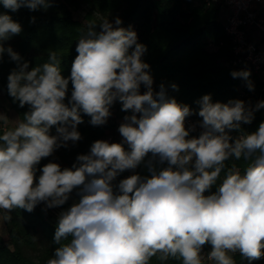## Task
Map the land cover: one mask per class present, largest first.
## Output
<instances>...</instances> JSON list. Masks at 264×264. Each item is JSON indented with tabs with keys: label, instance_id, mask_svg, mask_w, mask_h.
Returning <instances> with one entry per match:
<instances>
[{
	"label": "clouds",
	"instance_id": "9594fccd",
	"mask_svg": "<svg viewBox=\"0 0 264 264\" xmlns=\"http://www.w3.org/2000/svg\"><path fill=\"white\" fill-rule=\"evenodd\" d=\"M2 4L11 12L51 6L48 0ZM121 24L119 17L89 24L65 78L56 51L48 52L47 63L29 70V62L5 47L23 29L7 12L0 13V60L7 53L17 65L8 76V94L20 107L29 106L23 121L0 135V209L32 212L41 203L56 208L75 192L77 199L58 215L54 242L59 247L46 264H150L157 254L161 260L202 264L205 245L214 264H235L236 253L249 264L261 259L264 122L252 133L236 138L230 133L250 124L264 100L255 106L239 99L214 103L206 94L197 102L201 131L191 135L196 125L186 127L185 121L193 109L170 97L163 83L159 91L153 88L150 65L142 60L147 47L138 42L136 31ZM231 75L249 81L250 71ZM247 86L254 90L250 81ZM171 88L178 91L174 83ZM117 101L121 111L130 113L118 128L122 143L96 140L70 168L49 162L38 169L43 158L81 139L77 126L83 115L93 126L104 125ZM232 159L248 161L243 172L234 165L225 171ZM141 165L147 175L136 173L113 184L121 173Z\"/></svg>",
	"mask_w": 264,
	"mask_h": 264
},
{
	"label": "trees",
	"instance_id": "16d2710c",
	"mask_svg": "<svg viewBox=\"0 0 264 264\" xmlns=\"http://www.w3.org/2000/svg\"><path fill=\"white\" fill-rule=\"evenodd\" d=\"M50 7L31 11L21 7L11 12L3 7L0 0V13L7 12L13 20L22 26L19 35L5 41V47L11 46L22 57V62H29L31 68L48 62V52L54 50L61 59V74L68 78L71 66L78 55L76 44L80 35L89 24H98L107 18L110 22L119 17L121 27H131L136 31L138 42L146 45L147 51L142 60L150 65L148 69L153 78V88L159 91L163 83L170 97L193 109L191 119L196 129L191 133L198 136L201 129L198 116L200 105L197 103L204 95L210 94L212 102L227 103L229 100H244L252 106L257 103L256 95L261 90V77L248 66L235 63L233 41L226 26L229 15L226 14L224 0H48ZM84 10L83 15H80ZM35 17V22L31 19ZM99 30V28H97ZM16 62L11 61L7 53L0 60V90H2L20 118L29 111V106H19L18 101L8 94L7 84L10 72L16 68ZM250 71L249 81L254 90H249L248 82L243 78H233V71ZM178 85V91L171 88ZM67 97L71 95L69 81ZM145 87L141 85L143 93ZM67 103V99L65 101ZM111 116L107 123L93 126L90 117L83 115L84 122L77 126L81 139L67 147L57 149L51 156L43 158L38 169L49 162H55L62 168H70L78 155L88 154L92 143L96 140H107L110 143H122L116 134V115L114 105L110 109ZM264 122V109L256 111L250 124H241V131H232L230 135L236 138L240 134L256 131ZM188 127V126H186ZM56 134V127L50 130ZM5 132L0 130V135ZM127 149V145H124ZM248 161L229 160L227 167L233 165L243 172ZM166 166V165H164ZM147 175L143 165L133 170H126L113 181L117 185L120 180L133 174ZM40 172L37 171V177ZM221 172L219 184L224 178ZM212 191H215L213 187ZM77 199L73 192L65 205L46 209L43 203L37 205L32 212L25 209H14L11 213L4 211L8 228V237L0 234V264H46L52 258L55 249L59 247L54 242L58 215L71 206ZM10 215V219L7 217ZM66 242V241H65ZM205 245L202 252L209 250ZM209 251H207L208 253ZM235 264H249L238 253L232 254ZM150 264H182L178 258L169 257L161 260L160 254L153 256ZM251 264H264V257L252 261Z\"/></svg>",
	"mask_w": 264,
	"mask_h": 264
},
{
	"label": "built area",
	"instance_id": "2783aa9c",
	"mask_svg": "<svg viewBox=\"0 0 264 264\" xmlns=\"http://www.w3.org/2000/svg\"><path fill=\"white\" fill-rule=\"evenodd\" d=\"M224 1L230 10L226 29L233 41L234 62L236 64H244L260 75L261 90L256 95V100L257 102L264 100V46L261 47L256 42L250 40L247 35L248 26H255L264 32V15L252 9L253 2L262 0ZM185 125L191 127L193 125L192 120L186 119ZM111 141L112 136L108 138V142ZM0 210L1 212L5 211Z\"/></svg>",
	"mask_w": 264,
	"mask_h": 264
},
{
	"label": "rangeland",
	"instance_id": "374dc122",
	"mask_svg": "<svg viewBox=\"0 0 264 264\" xmlns=\"http://www.w3.org/2000/svg\"><path fill=\"white\" fill-rule=\"evenodd\" d=\"M84 10L81 11L80 15H83ZM114 109H115V115H116V122H117V126H116V134L118 137H120V139L123 140L122 136L120 135L118 128L119 125L123 122V117L125 115H128L130 113H125L123 111H121V103L119 101L115 102L114 104ZM0 130H3L4 132L9 131L14 129L15 127L18 126V124L20 123V118L18 113L12 109L11 104L8 103L7 106L1 105L0 106ZM1 212V210H0ZM2 214V226L0 227V234H2V236H4L5 238L8 237V228L6 225V221H5V217H4V213L1 212ZM211 248L209 250L203 251L202 252V264H214V262L210 261L207 259L206 253L207 251H210Z\"/></svg>",
	"mask_w": 264,
	"mask_h": 264
},
{
	"label": "crops",
	"instance_id": "0c3cea01",
	"mask_svg": "<svg viewBox=\"0 0 264 264\" xmlns=\"http://www.w3.org/2000/svg\"><path fill=\"white\" fill-rule=\"evenodd\" d=\"M225 8H226V14L229 15L230 10H229L228 6L226 5ZM252 9L257 11L258 13L264 15V0L253 2L252 3ZM247 35H248V38L250 40L256 42L261 47L264 46V32L261 29L255 27V26H248L247 27ZM8 103H10V101L7 99L4 92L2 90H0V106L1 105L7 106ZM1 214L2 213L0 212V227L2 226V223H3V220H2L3 216Z\"/></svg>",
	"mask_w": 264,
	"mask_h": 264
}]
</instances>
